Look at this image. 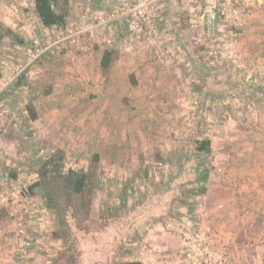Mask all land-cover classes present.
<instances>
[{"label": "rangeland", "instance_id": "obj_1", "mask_svg": "<svg viewBox=\"0 0 264 264\" xmlns=\"http://www.w3.org/2000/svg\"><path fill=\"white\" fill-rule=\"evenodd\" d=\"M16 1L23 0H4L1 7L6 10L10 3ZM24 1V6L19 8L25 7L28 12L32 7L29 4L32 0ZM76 3L73 0L60 2L68 25L79 21L81 16L77 15L85 12L88 4L87 0H80L75 5ZM74 6H77L76 11ZM19 8L17 13H20ZM35 22L31 23L32 27L36 26ZM199 25L196 24V27ZM42 27L43 24L33 28L31 42L42 37L44 33L39 30ZM44 28L49 31L53 27ZM0 29L4 31L3 26ZM200 29L198 32L192 30L194 32L191 36L185 34L181 41V45L190 51L187 61L196 65L190 72L197 75L198 84L192 85L189 78L191 73L183 72L188 76L187 79H178L177 84H174L176 90L173 89V84L167 88L176 94L169 106L173 111L169 109L164 114L166 121L174 125L167 133L172 143L164 148L168 154L166 158L161 160L155 157L152 160L153 155L146 156L139 152V164L131 167L123 164L110 167L101 156L98 187L89 215L83 209L79 213L74 210H69L66 215L62 213L71 232L67 247L70 244L76 251L73 262L67 257L59 258L61 251L65 249L64 243L53 238L54 232L65 229L66 226L60 224L57 216L45 207L39 190L36 188L32 192L31 186L38 180L36 172L40 168L39 164L54 154L63 151L64 163L75 170H84L91 163L94 149L87 146L78 151L73 145L75 136L78 135L74 134L71 138L73 142H65L64 147L60 146L57 140L63 131L56 130V120H60L62 116H52L54 124L51 127L45 125L47 129L42 132L44 134L23 127L21 116L18 121L8 114L0 116V124H5V130L2 127L0 129V153L3 154V162H0V195L9 199L8 205H0L7 211L3 224L9 225V231L4 232L2 241V246L8 244L6 249H9V257L7 256L3 264H241L240 258L232 256L231 252H220L219 237L217 231L213 230V225H219V216H212L215 214L212 207L217 206L218 198L215 184H218V179L225 170V161L220 158L218 144L224 138L217 130L222 126H226L228 131L229 127H246L249 121L264 126V113H257L264 108V79H260L255 85L258 87L257 91H262L263 95L253 97L249 93L255 87L249 82L252 79L247 82L244 78H240L242 81H233L234 75L247 74L245 69L237 66V51L231 45L232 36L228 33V30L236 32V27L224 25L222 30L225 32L221 30L214 40H208L203 35L206 39L204 42H200V38H203ZM148 35L151 37L144 38L146 43L142 46L148 43L152 46L148 49L150 59L153 58L151 61L156 67L170 69L179 61L174 50L162 48V45L158 53L152 55L155 51L152 52L151 49L157 47V42L156 38H152L154 35ZM31 42H28L27 48ZM1 45L8 46L6 39L1 41ZM2 51L3 57L7 59L8 49ZM161 54L169 56L171 64L155 63L156 56ZM52 58L46 62L48 72L53 70L50 64L56 58ZM66 66L70 70L74 68L71 63ZM179 73L182 74L181 69ZM218 76H225V80H220ZM204 89L208 92L219 89L227 92L228 97L219 100L203 97L201 93ZM243 93L246 97H242ZM251 108L256 110L257 116L250 120L244 112ZM65 118L71 120L72 116ZM258 137L260 139L261 136ZM199 139L210 142V153L197 152L196 141ZM33 147L40 149L38 153L35 154ZM149 158L151 162H145ZM204 168L211 169L210 176L214 177V181L209 183L210 195L206 193L207 186L197 181V174ZM156 170L161 173L154 174L155 182L149 184L151 181L146 180L145 172ZM12 173L17 177L13 178ZM169 173H172L171 177ZM165 178L169 179V183H165ZM158 181L164 183L159 184ZM158 190H161L159 195ZM123 196H126L124 207L121 206ZM159 199L160 205L156 206L153 201ZM21 203L24 204L23 207L26 205L29 208L27 213L25 208L17 209V205ZM114 208H119L118 216H114L117 213L112 210ZM28 237L33 239L30 247L25 245Z\"/></svg>", "mask_w": 264, "mask_h": 264}, {"label": "crops", "instance_id": "obj_2", "mask_svg": "<svg viewBox=\"0 0 264 264\" xmlns=\"http://www.w3.org/2000/svg\"><path fill=\"white\" fill-rule=\"evenodd\" d=\"M78 1L80 0L77 3ZM87 2L85 12L78 14L81 17L73 24L82 22V17L87 12L108 11L101 0ZM213 2L214 0H161L160 23L156 35L152 37L156 38L157 47L151 50L155 51L152 55L158 53L162 45V48L174 50L179 61L170 69L156 67L151 61L153 58L150 59L148 55V49L152 46L149 43L142 46L146 43L143 39L149 33H130L121 18L116 17L110 23L108 32V37L114 41L113 45L95 40L86 56H55L56 59L52 58L54 60L50 64L53 70L48 72L46 62L49 60L31 63L27 56V44L32 41L31 32L36 26H42L34 10V0L29 3L32 7L28 12L25 7L19 8L24 6V0L10 3L7 7L9 11L3 10L1 6L4 0H1L0 26H3L4 31L0 29V116L8 114L17 121L21 116L23 127L34 129L36 133L45 132V125L51 127L54 124L52 116H62L60 120H56V130L63 131L57 140L60 146L64 147L65 142H71L73 134L78 135L72 141L76 149L80 151L87 146L93 148L94 154L102 156L110 167L139 164V152L146 156L153 155L152 160L155 157L164 160L168 155L164 148L172 143L167 133L174 126L166 121L164 114L171 109L170 102L176 94L167 88L177 84L178 79H187L188 76L183 72H190L191 68L196 67L191 61H187L190 51L181 45V41L185 34L191 36L192 32H198L200 28L203 37V15ZM17 8L20 13H17ZM74 9L76 11L77 6ZM248 12L246 22L236 27V32L228 30V33L232 36L231 45L237 51V66L247 71V74L234 75L233 81L244 78L247 82L252 79L249 82L255 86L260 79H264V0H250ZM34 21L36 26L32 27ZM196 24H200L199 27ZM7 29L12 34L8 35ZM203 38H200V42L206 41ZM5 39L7 47L1 45V41ZM201 48L203 50V45ZM2 49H8L7 59L3 57ZM106 51L109 52L110 60L104 68L102 60ZM67 63L73 64L74 68L68 69ZM180 69L183 75L179 73ZM193 73L189 78L192 85H196L199 78ZM220 80H225V76L220 77ZM174 88L176 90L177 87ZM253 88L252 92L249 91L252 97L263 95L257 91V86ZM208 93L217 100L228 97L227 92L219 89L209 92L204 89L201 94L206 97ZM242 97H246L244 93ZM31 109L35 119L31 118ZM244 113L250 120L257 116L254 108ZM257 113L263 114L264 108ZM67 116H72V119L67 120ZM4 125L1 122L0 129H4ZM225 127L217 130L224 138L218 144L220 158L225 161V170L218 179V184H215L218 198L217 206L212 207L215 209L212 216H219V225H213V230L217 231L222 254L231 252L232 256L240 258L241 264H264V126L249 121L246 127H229V131ZM258 136H261L260 139ZM2 156L0 153V162H3ZM150 160L151 158L145 162H151ZM148 171L145 172V177L151 184L155 182L154 174L158 175L161 171ZM213 179L211 175L204 183L209 195V183ZM164 180L169 183V179ZM157 192L159 195L161 190ZM160 201L161 199L153 203L159 206ZM23 205H17V209L23 208ZM4 215H7V211L0 206V264H3L9 253V249H6L8 244L2 246L4 232L9 231V225L3 224Z\"/></svg>", "mask_w": 264, "mask_h": 264}, {"label": "built area", "instance_id": "obj_3", "mask_svg": "<svg viewBox=\"0 0 264 264\" xmlns=\"http://www.w3.org/2000/svg\"><path fill=\"white\" fill-rule=\"evenodd\" d=\"M108 11L87 12L78 24L64 27L54 26L36 38L27 48V56L31 63L49 60L55 55H81L90 52L91 43L95 40L106 45L114 41L108 37L110 23L119 17L126 24L130 33H149L156 35L160 23L161 0H101ZM250 0H214L211 8L203 15V35L208 40L216 39L224 25L238 27L248 15ZM155 63L163 65L172 62L169 56L157 55ZM9 199L0 195V205H8ZM25 208L27 213L29 208ZM190 225V222L187 223ZM22 232V230H19ZM25 242L27 247L32 245L30 237Z\"/></svg>", "mask_w": 264, "mask_h": 264}, {"label": "trees", "instance_id": "obj_4", "mask_svg": "<svg viewBox=\"0 0 264 264\" xmlns=\"http://www.w3.org/2000/svg\"><path fill=\"white\" fill-rule=\"evenodd\" d=\"M68 2V0H65ZM75 1V0H73ZM61 0H34V10L41 23L46 28L54 26L64 27L67 24L66 14L60 8ZM7 34L12 32L7 29ZM110 55L109 52L104 53L102 65L106 68L109 64ZM262 92V91H258ZM210 99H214L211 93H208ZM32 118H36L33 110H30ZM32 150H36L37 147H33ZM197 152L210 153V142L207 139L198 141ZM33 152V151H32ZM63 151L56 153L49 157L48 160L43 161L36 174L38 176L37 182L31 186L32 192L37 188L39 190L40 197L44 201L45 207L54 213L59 219L60 224L65 225V229L61 228L59 231L54 232L53 238L63 241V249L59 255V258H68L73 262L75 257V250L67 243L70 241V228L66 219L62 217V213L66 215L69 210H74L79 213L80 209H83L86 215H89L90 208L94 200L95 190L98 187V181L100 177L99 162L100 155L94 154L90 165L84 170H75L68 164L64 163ZM211 174V169L204 168V170L197 174V181L207 182ZM12 177L16 178V174L12 173ZM121 206H126V196H123ZM113 211H119V208L112 209ZM118 216V212L114 215ZM66 246V247H65ZM117 264V263H116ZM125 264H137V263H125Z\"/></svg>", "mask_w": 264, "mask_h": 264}]
</instances>
